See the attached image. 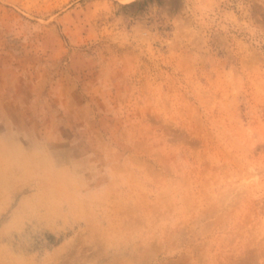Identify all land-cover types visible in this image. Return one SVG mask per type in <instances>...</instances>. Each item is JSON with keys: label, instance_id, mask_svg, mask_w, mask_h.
Wrapping results in <instances>:
<instances>
[{"label": "rangeland", "instance_id": "obj_1", "mask_svg": "<svg viewBox=\"0 0 264 264\" xmlns=\"http://www.w3.org/2000/svg\"><path fill=\"white\" fill-rule=\"evenodd\" d=\"M0 264H264V0H0Z\"/></svg>", "mask_w": 264, "mask_h": 264}]
</instances>
